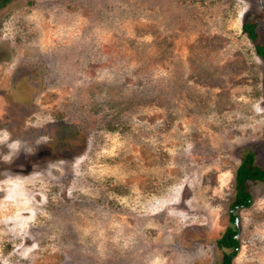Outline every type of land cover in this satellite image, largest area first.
Listing matches in <instances>:
<instances>
[{
	"label": "rangeland",
	"instance_id": "374dc122",
	"mask_svg": "<svg viewBox=\"0 0 264 264\" xmlns=\"http://www.w3.org/2000/svg\"><path fill=\"white\" fill-rule=\"evenodd\" d=\"M264 0H20L0 11V264H264ZM236 220H231V213ZM238 220V221H237Z\"/></svg>",
	"mask_w": 264,
	"mask_h": 264
},
{
	"label": "trees",
	"instance_id": "16d2710c",
	"mask_svg": "<svg viewBox=\"0 0 264 264\" xmlns=\"http://www.w3.org/2000/svg\"><path fill=\"white\" fill-rule=\"evenodd\" d=\"M20 0H0V11L7 9L13 3H19ZM244 31L256 43V51L264 59V33L261 30L259 19L256 17L247 18L243 23ZM259 181H264V167L256 163V156L253 151L246 150L245 157L238 166L235 175V192L231 203V209L245 208L251 206L253 195L250 185ZM236 213H231V220L235 222ZM238 226L228 228L224 234L216 240L218 250L222 253L221 264H232L240 247L238 238Z\"/></svg>",
	"mask_w": 264,
	"mask_h": 264
},
{
	"label": "water",
	"instance_id": "95a60500",
	"mask_svg": "<svg viewBox=\"0 0 264 264\" xmlns=\"http://www.w3.org/2000/svg\"><path fill=\"white\" fill-rule=\"evenodd\" d=\"M238 221V220H237Z\"/></svg>",
	"mask_w": 264,
	"mask_h": 264
}]
</instances>
